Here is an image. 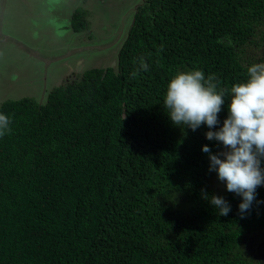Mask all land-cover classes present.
<instances>
[{
    "label": "trees",
    "instance_id": "1",
    "mask_svg": "<svg viewBox=\"0 0 264 264\" xmlns=\"http://www.w3.org/2000/svg\"><path fill=\"white\" fill-rule=\"evenodd\" d=\"M82 13L76 32L89 24ZM140 57L149 70L133 78ZM254 63H264V0H144L115 68L86 70L42 102H3L0 264H248L240 249L264 228V186L241 219L201 151L219 145L206 126H174L163 96L177 72L214 74L222 121L227 90ZM201 189L223 195L228 216Z\"/></svg>",
    "mask_w": 264,
    "mask_h": 264
},
{
    "label": "rangeland",
    "instance_id": "2",
    "mask_svg": "<svg viewBox=\"0 0 264 264\" xmlns=\"http://www.w3.org/2000/svg\"><path fill=\"white\" fill-rule=\"evenodd\" d=\"M143 2L0 0V105L24 97L42 102L86 70L115 68ZM76 11L89 20L80 32L72 28ZM214 184L225 190L222 182ZM242 244L248 264H264V228L247 234Z\"/></svg>",
    "mask_w": 264,
    "mask_h": 264
},
{
    "label": "clouds",
    "instance_id": "3",
    "mask_svg": "<svg viewBox=\"0 0 264 264\" xmlns=\"http://www.w3.org/2000/svg\"><path fill=\"white\" fill-rule=\"evenodd\" d=\"M149 64L140 57L138 69L131 73L147 72ZM226 115L221 121L226 90L218 86L214 74L207 77L200 69L181 71L167 82L163 108L171 123L182 129L196 131L202 125L208 129L205 139L215 141L220 150L213 152L208 144L201 146L207 154L208 171L216 174L227 192L240 198L238 213L241 219L257 200V188L264 186V63L247 68V79L233 84ZM11 131V120L0 112V137ZM201 198L219 216H228L232 206L223 195L201 189Z\"/></svg>",
    "mask_w": 264,
    "mask_h": 264
}]
</instances>
